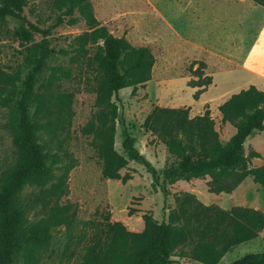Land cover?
<instances>
[{"label": "trees", "instance_id": "obj_1", "mask_svg": "<svg viewBox=\"0 0 264 264\" xmlns=\"http://www.w3.org/2000/svg\"><path fill=\"white\" fill-rule=\"evenodd\" d=\"M92 1L52 0L54 21L44 30L28 24L23 14L27 0H0V29L13 20L17 26L13 35L21 47L16 69H0V107L7 111L6 130L13 146L11 164L0 172V264H39L51 246L53 231L60 227L69 231L77 224L76 207L60 204L68 194V174L76 163L64 145L69 139L75 94L80 91L79 87L64 88L66 82L82 84L95 95L94 111L80 134L90 138L102 179L125 184L131 176L120 171L130 161L138 163L152 177L153 189L163 195V208H167V186L181 180L208 177L207 190L215 195L232 193L247 177L264 187V166H247L259 154H244L246 139L255 131H264V90L254 85L218 106L222 123L235 129L227 142L220 140L208 109L190 117L189 108L154 106L141 127L156 137L170 156L159 180L157 170L136 148V139L119 110V92L144 87L151 80L155 59L148 47H134L125 37H115L100 25ZM250 1L264 8V0ZM79 21L87 31L69 37L66 47L53 45L48 38L51 30ZM34 34L42 39L34 41ZM204 66L199 63L192 73L196 80L187 83L197 88L193 100L212 85V77L203 73ZM117 124L123 127V154L114 147ZM53 140L56 150L51 146ZM25 188L34 192L23 203L20 196ZM34 208L39 210L31 221L27 212ZM99 216L101 220L86 223L91 231L80 264H173L172 257L218 264L226 253L257 238L264 229L260 211L206 206L189 193L175 198L166 221L158 222L151 213H144L141 232L110 221L109 213ZM231 264H264V252L247 254Z\"/></svg>", "mask_w": 264, "mask_h": 264}, {"label": "rangeland", "instance_id": "obj_2", "mask_svg": "<svg viewBox=\"0 0 264 264\" xmlns=\"http://www.w3.org/2000/svg\"><path fill=\"white\" fill-rule=\"evenodd\" d=\"M51 1L27 0L23 14L28 24L47 29L55 16ZM91 3L100 25L115 37H125L134 47H148L155 59L151 80L144 87H137L134 91L129 88L119 93L122 101L119 110L127 130L136 139V148L157 170L160 181L170 156L165 146L156 137L144 132L141 126L155 105H185L187 98L191 99L187 83L196 80L192 73L199 63L205 64L204 75L212 77V85L206 90L207 97L218 94V103L250 85L264 90V8L252 1L93 0ZM77 16L75 13L74 17ZM16 27L13 20H8L6 28L0 29V69L8 72L14 71L21 62L20 41L13 35ZM87 30L83 21L74 25L63 24L51 30L48 38L57 48L66 47L70 42L69 37ZM41 39L40 34H34V41ZM63 87L70 90L80 88L79 93L75 94L69 139L64 145L76 163L68 174V194L60 200V204L71 203L76 207L77 224L69 231L65 227L53 231L51 246L43 253L39 264H80L83 247L91 231L87 222L101 220L99 214L109 213L110 221L121 222L127 230L140 232L143 230L144 213H151L158 222L165 221L180 193L191 192L200 202L222 208L239 205L264 209V188L254 184L250 177L230 194H210L206 186L209 180L190 183L183 187L185 192L178 186H167L168 210L163 208V195L159 189H153L152 177L138 163L130 161L120 171L121 175L131 176L125 184L102 179L101 167L89 146L90 138L80 134V128L94 111L95 95L83 89L82 84L77 86L66 82ZM209 107L206 100L202 114ZM210 115L220 140L227 142L234 129L222 123L214 110L210 111ZM6 120L7 111L0 107V172L13 159ZM122 131L123 127L117 124L114 147L120 154H123ZM55 145L56 141L53 140L52 148ZM251 151L261 157L249 160L248 168L264 165V135L253 134L245 142L244 154L248 155ZM32 192L30 188L24 189L20 196L23 203L31 198ZM38 210H29L27 218L33 221ZM259 245L253 241L242 244L228 253L219 264H229L242 253L263 252L260 249L264 248V244ZM172 260L173 264H199L189 258L173 257Z\"/></svg>", "mask_w": 264, "mask_h": 264}, {"label": "crops", "instance_id": "obj_3", "mask_svg": "<svg viewBox=\"0 0 264 264\" xmlns=\"http://www.w3.org/2000/svg\"><path fill=\"white\" fill-rule=\"evenodd\" d=\"M211 86V85H210ZM127 89H129V88H125V89H122L121 91H125V90H127ZM120 91V92H121ZM195 91H196V88H191V87H188V94H189V96H191V99H189V97L187 98V103L185 104V105H181V104H173V103H170V104H168V103H161V104H157V105H155V106H159V107H162V108H189V113L190 114H192L193 116L192 117H195V116H198V115H202V110H203V108H204V105H205V103H206V100L208 101V103H209V108H206V110L208 109L209 111H212V110H214V113H217L218 114V116L221 118V114L219 113V111H218V106L219 105H221L222 103H218L217 102V99L220 97L218 94H213V95H209L208 97H207V95H208V93L207 92H204L203 94H201L200 95V97H199V99L198 100H193V98H192V95L195 93ZM119 92V93H120ZM238 92V91H237ZM237 92H234V93H237ZM234 93H232V94H234ZM231 94V95H232ZM230 96H228V98H229ZM227 98V99H228ZM226 99V100H227ZM226 100H224V101H226ZM153 108V107H152ZM151 111V110H150ZM205 112V111H204ZM229 125V124H228ZM230 126V125H229ZM232 127V126H231ZM233 128V127H232ZM234 129V128H233ZM234 133H235V129H234ZM253 134H257V135H264V131H262V132H257V131H255V132H253L247 139H246V141L250 138V137H252V135ZM234 135V134H233ZM232 135V136H233ZM231 136V137H232ZM230 137V138H231ZM229 138V139H230ZM245 141V142H246ZM245 144V143H244ZM256 153V152H255ZM258 154V153H257ZM259 156H260V154H259ZM261 157V156H260ZM259 157V158H260ZM259 158H254V159H259ZM262 166H264V165H261V166H259V167H262ZM259 167H256V168H259ZM252 169H255V168H252ZM247 178H249V177H247ZM251 179H252V177H250ZM205 180H209V178L208 177H206V179ZM199 181H204L203 179H194V180H191L190 182H186V181H178V182H176V183H174L172 186H178V187H180V189L182 188L183 189V187L184 186H188L190 183H197V182H199ZM252 181H253V179H252ZM254 183V182H253ZM255 184V183H254ZM257 186H259V187H261L260 185H258V184H256ZM170 186V185H169ZM261 188H264V187H261ZM168 189V188H167ZM184 190V189H183ZM169 191V190H168ZM186 190H184L183 192H185ZM185 193H189V192H185ZM189 194H192L191 192L189 193ZM192 195H194V194H192ZM215 195V194H214ZM195 196V195H194ZM196 197V196H195ZM202 203V202H201ZM202 204H204V203H202ZM204 205H206V206H208L207 204H204ZM219 207V206H218ZM232 207H244V208H251V209H254V210H257V211H260V212H262V213H264V209H262V208H259V207H246V206H232ZM232 207H230V208H232ZM168 208V207H167ZM219 208H221V209H224V210H229L230 208H222V207H219ZM173 209V208H172ZM168 210V209H167ZM156 220V219H155ZM166 221V220H165ZM162 222V221H161ZM143 228H144V224H143ZM141 232V231H140ZM263 235H264V229L262 230V232H260L259 233V235H258V237L257 238H255V239H252V240H250V241H247V242H245V243H242V244H246V243H249V242H251V241H253V243H257L258 245H259V243H262V244H264L263 242H262V237H263ZM242 244H240V245H242ZM240 245H238L237 247H235L234 249H232L230 252H228V253H231L232 251H234L235 249H237ZM260 247H261V245H259ZM260 250H264V248H262V249H260ZM264 252V251H263ZM228 253H226V255L228 254ZM259 253H262V252H259ZM247 254H252L251 252H249V253H247ZM246 253H242V254H240L239 256V258H241V257H243V256H245V255H247ZM225 255V256H226ZM243 255V256H242ZM224 256V257H225ZM223 257V258H224ZM173 258V257H172ZM222 258V259H223ZM239 258H237V259H239ZM221 259V260H222ZM236 259V260H237ZM221 260H220V262H221ZM235 261V260H234ZM219 262V263H220ZM233 262V261H232ZM232 262H230L229 264H231ZM198 263V262H197ZM218 263V264H219ZM200 264V263H199Z\"/></svg>", "mask_w": 264, "mask_h": 264}]
</instances>
